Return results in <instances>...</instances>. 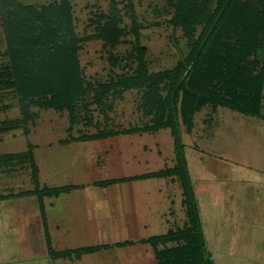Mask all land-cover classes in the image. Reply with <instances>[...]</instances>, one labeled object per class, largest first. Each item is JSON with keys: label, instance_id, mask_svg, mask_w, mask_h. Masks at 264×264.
Returning <instances> with one entry per match:
<instances>
[{"label": "rangeland", "instance_id": "rangeland-1", "mask_svg": "<svg viewBox=\"0 0 264 264\" xmlns=\"http://www.w3.org/2000/svg\"><path fill=\"white\" fill-rule=\"evenodd\" d=\"M19 1L24 5L40 6L60 0ZM170 1L130 0L136 21L141 25L138 42L146 47L144 58L150 71L172 67L185 53L182 31L174 29L168 22L172 16ZM70 4L74 30L80 37L94 33L91 19L97 13H108L112 5L120 14V27L125 26L127 30L131 27L126 0H70ZM103 43L102 39L82 42L78 58L87 81L105 82L116 74L134 71L136 62L129 56L135 43L133 33L123 35L113 47ZM4 49L0 25V69L8 64V58L2 55ZM262 95L258 113L248 115L225 106L207 104L194 114V127L190 134L180 126L184 158L189 167L204 234V249L210 264H264V86ZM137 103L138 91L126 90L104 113L97 105H90L91 123L85 125L81 122L71 129L67 111L32 107L37 117L28 123L27 133H24L22 125L0 131V194L34 188L26 156L30 149L38 167L40 187L82 185L71 190L64 200L57 198L51 206L47 203L51 200L45 197L49 218L57 217L59 213L66 215L64 211L70 207L82 227L88 224L97 230L96 219L87 217L90 205L86 195L93 183L173 166L176 162L173 137L168 128H161L155 132L119 133L94 140H71L64 144L60 140L77 137L81 132L142 126L148 122L149 116L143 115ZM20 116L14 91L0 82V127L6 126L7 122L19 124ZM199 164L204 170H198ZM196 172L198 175L194 176ZM130 181L127 187L131 193L132 211L126 213L125 222L128 231L133 229L130 233L133 234L132 239L161 234L185 224L182 188L177 180L162 177ZM110 187L107 191L114 213L116 205L113 193L108 190ZM37 206L35 195L0 200V264H26L35 260L31 253L24 251L28 246H21L27 220L28 224H40V218L36 216L40 214ZM26 214L29 218L25 221ZM72 222L68 220L65 226L70 228ZM141 222H145L147 228L139 233L138 223ZM41 223L42 226L37 224L40 234L34 229L37 226H30V232L35 230L34 235L27 238L31 246L36 242L44 246L40 243L41 236L45 234L42 220ZM100 238L95 234L92 238L79 239L86 242L81 243L84 245L98 242ZM112 238L119 237L115 233ZM54 244L50 243L48 247L45 240V249L35 247L32 252L45 250L51 256ZM43 261L38 259L39 264ZM81 261L84 264H155L152 246L141 243L112 248L103 254H83Z\"/></svg>", "mask_w": 264, "mask_h": 264}, {"label": "trees", "instance_id": "trees-1", "mask_svg": "<svg viewBox=\"0 0 264 264\" xmlns=\"http://www.w3.org/2000/svg\"><path fill=\"white\" fill-rule=\"evenodd\" d=\"M172 16L168 22L180 29L185 39V53L170 67L150 71L144 58L146 47L138 42L141 25L130 0L126 8L131 19L129 30L120 27L121 17L112 5L108 13L94 15V33L80 37L74 30L70 0L47 5H24L19 0H0V25L8 64L0 69V82L17 97L20 123L7 122L0 131L23 127L33 122L37 112L32 107L67 111L70 127L91 123L90 105L104 113L124 91H138L137 107L148 122L121 130L81 132L77 137L60 140L87 141L119 133L155 132L168 128L173 137L176 162L171 167L119 178L95 181L104 186L125 180L170 177L182 188V205L187 221L182 227L169 229L138 240L150 244L155 264H210L204 249V234L192 190L191 177L184 158L180 126L190 133L194 114L203 106H225L243 114L258 113L264 86V0H171ZM128 32L135 36L129 54L135 60L132 73L111 76L105 82H90L79 64L82 42L102 39L113 47ZM83 112V113H82ZM32 190L0 194V200L35 195L45 224L43 198L57 196L82 187L81 184L39 186L38 167L30 149ZM45 239L50 238L45 229ZM132 241L117 242L124 245ZM107 244L81 246L53 252L54 256H79L109 247Z\"/></svg>", "mask_w": 264, "mask_h": 264}, {"label": "crops", "instance_id": "crops-1", "mask_svg": "<svg viewBox=\"0 0 264 264\" xmlns=\"http://www.w3.org/2000/svg\"><path fill=\"white\" fill-rule=\"evenodd\" d=\"M194 127V126H193ZM193 129V128H192ZM192 132V130H191ZM190 132V133H191ZM187 133V134H190ZM199 167V171L202 169L204 170V167H201L200 164L198 165ZM196 169V167H194ZM189 169V167H188ZM196 169V171L198 172V170ZM196 173L195 174L198 175ZM199 173V172H198ZM150 179V178H148ZM144 180V179H143ZM192 181V180H191ZM132 182L130 180H125V181H120L117 183H112V184H108V185H104V186H100V185H96L93 183V187L92 189L89 191V194L86 195V198L88 200L87 203H89L90 207H89V211H88V216L96 219V225H97V230H94L93 228L90 227V225L85 224L84 227H82L81 221L77 220V216L76 214H74L73 210L69 207L66 208L64 211L66 213V215L64 214H58L57 217L56 215H54V217L49 218V215L46 213L45 210V204L46 201L45 199L48 198L51 201H48L47 203H49V205L51 206L53 203V201H57V198H60L62 200H64L65 198H67V196L70 194V192L67 193H61L57 196H51V197H44L43 198V209H44V213H45V224H44V230L46 229V231L48 232L49 238H50V242L51 245H53V243H55V247L52 250L53 252H57V251H63V250H67V249H73V248H77V247H81V246H90V245H98V244H107L110 245L109 247L106 248H102L93 252H85L80 254L79 256H54V255H49V253H47L45 250H43L42 252H32V248L38 247V248H44L45 249V234H43L40 238V243H43L44 246H40L37 242L34 245H30V243H27L29 240H27L28 237L34 235V231L37 229L39 234H40V228L38 227L37 224H39V222H34L32 224H28V218L29 216L26 214L27 218L25 219V221L27 220V224L25 223V235L22 234L23 236V244L21 246V248L23 246H28L27 249H25L24 251H28L29 253L32 254L33 259H35L34 261H29L26 262V264H39L38 263V259H43L44 261L42 262V264H84L83 261H81V255H85V254H89V255H94V254H99L100 253H104L107 250H111L112 248H123V247H131V245L136 244V243H141L138 240L142 239V238H135L132 239L133 234L130 235V233H133L132 230L130 229V231H128V228L126 227V222H125V217H126V213L129 214L131 213L132 209H131V203H130V199L129 197L131 196V193H129V188L127 187L128 183ZM108 186H112L110 187L111 193H113V197H114V203L116 205V209L115 212H112L111 209V202H110V198L108 196V191L107 188ZM99 188V189H96ZM100 188H104L100 189ZM65 194V195H64ZM64 195V196H62ZM130 203V206H128ZM170 203L173 204L172 200L170 201ZM54 205V204H53ZM37 211H39V207L37 206ZM138 209V208H136ZM63 212V213H64ZM36 213V212H35ZM39 213V212H38ZM140 215V214H139ZM138 215V219H140ZM37 217L40 218V226H42L41 223V215L37 214ZM61 216V218H60ZM69 217V218H68ZM58 220H60V222H58ZM69 220H72V226L66 227L65 225L67 224ZM139 224V233H142V230H146L147 225H145V222H141L138 223ZM33 225L34 228L32 230V232H30V226ZM137 225V222L136 224ZM78 228V229H77ZM60 231H63L64 233H61ZM166 232V231H165ZM163 232V233H165ZM45 233V232H44ZM117 233L119 238H112L113 235ZM89 234H91L89 236ZM95 234H97V237L101 236L100 241L98 242H93V243H89V244H81V243H86V242H80L81 239L79 238H92V236H94ZM89 236V237H88ZM107 237V238H104ZM109 237V238H108ZM146 238V237H144ZM123 241H132L131 243L128 244H124V245H120L117 246L116 243L117 242H123ZM27 243V244H26ZM41 244V245H43ZM141 244H147V243H141ZM52 253V252H50ZM155 258V257H154Z\"/></svg>", "mask_w": 264, "mask_h": 264}]
</instances>
